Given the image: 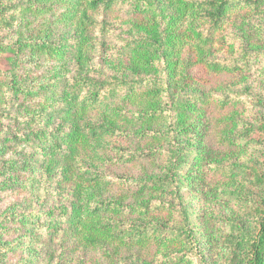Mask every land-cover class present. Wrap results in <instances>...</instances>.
Segmentation results:
<instances>
[{
    "label": "trees",
    "instance_id": "obj_1",
    "mask_svg": "<svg viewBox=\"0 0 264 264\" xmlns=\"http://www.w3.org/2000/svg\"><path fill=\"white\" fill-rule=\"evenodd\" d=\"M127 1L128 19L119 35L126 55L107 73L93 64L97 34L104 37L110 30L105 17H99L115 13ZM262 4L264 0H22L4 5L0 0L5 27L15 24L18 11L23 15L16 39H0V67L13 72L14 79L0 89L5 96L13 92L16 100L21 97L16 102L25 107H16L20 114L13 119H26L20 137L33 151L31 169L46 175L57 171L60 185L69 186L68 204L53 209L59 210L58 217L47 213L42 223L62 229L76 249H100L109 264H131L124 261L127 252H143L152 243L158 248L182 243L171 254L175 264L197 251L187 224L160 234L146 218L160 195L181 199L183 145L191 134L192 113L213 99L196 93L230 70L228 61L213 51L231 8ZM21 53L48 62L44 78L37 75L27 82L30 72L23 71L25 77L18 73ZM10 100L0 97V115ZM236 127L225 131L224 138L235 142ZM244 134L246 140H264V129ZM119 136L136 139L139 155L166 156V173L145 169L134 189L115 191L121 180L104 174L101 166L112 161L111 144ZM241 241L250 248L249 264H264V213L257 235Z\"/></svg>",
    "mask_w": 264,
    "mask_h": 264
},
{
    "label": "rangeland",
    "instance_id": "obj_2",
    "mask_svg": "<svg viewBox=\"0 0 264 264\" xmlns=\"http://www.w3.org/2000/svg\"><path fill=\"white\" fill-rule=\"evenodd\" d=\"M1 1L7 5L22 0ZM129 8L127 1L115 13L99 17H105L110 30L104 37L97 34L93 64L107 73L114 71L126 55L119 35L125 29L122 23L128 19ZM22 16L18 11L15 24L5 27L0 12L3 42L16 39ZM23 55L18 73L24 76L23 71L30 72V80L37 75L44 78L48 62L32 59L29 53ZM213 55L228 61L230 70L214 76L208 86L196 93L213 99L198 104L192 113L191 134L183 145L187 156L178 186L181 199L170 193L160 195L146 222L150 228L159 229L160 234H170L187 224L195 234L197 251L183 264H249L251 251L241 240L257 235L264 213V184L257 183L254 175L264 179V140H246L244 132L264 129V4L257 9L239 5L231 8ZM12 76L13 72L0 67V85L13 82ZM3 90L0 89V97L11 100L8 107L1 108L0 115V264H109L100 249H76L74 240L63 237L62 229L54 231L55 228H48V222L42 223L47 213L54 212L58 217L59 210L53 209L68 204L69 186L60 185L57 171L46 175L31 169L33 151L20 137L26 119L14 120L20 114L16 107L20 111L25 107L16 102L21 97L16 100L13 92L5 96ZM234 125L237 138L230 142L224 135ZM111 147L112 161L103 163L101 168L104 174L121 180L115 187L119 194L134 189L145 169L156 175L166 173L162 169L168 158L139 155L136 139L119 136ZM126 206L129 209L131 204ZM181 247L182 243L176 241L161 248L152 243L143 252H127L124 261L172 264L171 254Z\"/></svg>",
    "mask_w": 264,
    "mask_h": 264
}]
</instances>
